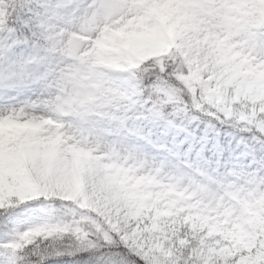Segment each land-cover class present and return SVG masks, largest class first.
<instances>
[{"label": "snow or ice", "instance_id": "1", "mask_svg": "<svg viewBox=\"0 0 264 264\" xmlns=\"http://www.w3.org/2000/svg\"><path fill=\"white\" fill-rule=\"evenodd\" d=\"M0 264H264V0H0Z\"/></svg>", "mask_w": 264, "mask_h": 264}]
</instances>
